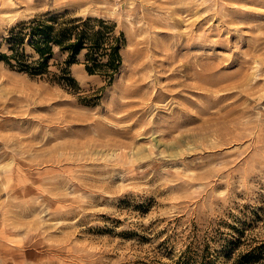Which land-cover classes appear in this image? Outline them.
Listing matches in <instances>:
<instances>
[{
    "label": "rangeland",
    "instance_id": "1",
    "mask_svg": "<svg viewBox=\"0 0 264 264\" xmlns=\"http://www.w3.org/2000/svg\"><path fill=\"white\" fill-rule=\"evenodd\" d=\"M47 12L114 22L123 64L109 85L82 51L73 91L0 61V264H230L234 236L232 257L264 242V0H0V43Z\"/></svg>",
    "mask_w": 264,
    "mask_h": 264
},
{
    "label": "trees",
    "instance_id": "2",
    "mask_svg": "<svg viewBox=\"0 0 264 264\" xmlns=\"http://www.w3.org/2000/svg\"><path fill=\"white\" fill-rule=\"evenodd\" d=\"M124 40L123 32L117 30L114 22L99 17L47 12L12 28L3 42L8 45L7 51H2L3 43H0V61L31 77L77 91L79 86L71 74V66L77 63L81 52L85 51L86 71L90 75L104 76L110 85L123 64ZM28 48L32 54H28ZM241 242L240 237L234 236L224 246L230 264H264V242L250 245L248 250L232 257L234 247ZM204 264L228 262L215 263L210 259Z\"/></svg>",
    "mask_w": 264,
    "mask_h": 264
}]
</instances>
